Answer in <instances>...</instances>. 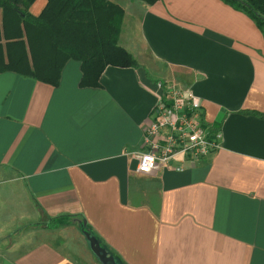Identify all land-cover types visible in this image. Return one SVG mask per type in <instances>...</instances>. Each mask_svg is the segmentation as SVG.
Segmentation results:
<instances>
[{
	"label": "crops",
	"instance_id": "0c3cea01",
	"mask_svg": "<svg viewBox=\"0 0 264 264\" xmlns=\"http://www.w3.org/2000/svg\"><path fill=\"white\" fill-rule=\"evenodd\" d=\"M111 1L138 67L0 71V264H102L83 221L127 264H264V32L224 0ZM159 80L200 97L221 146L145 173Z\"/></svg>",
	"mask_w": 264,
	"mask_h": 264
},
{
	"label": "trees",
	"instance_id": "16d2710c",
	"mask_svg": "<svg viewBox=\"0 0 264 264\" xmlns=\"http://www.w3.org/2000/svg\"><path fill=\"white\" fill-rule=\"evenodd\" d=\"M32 1L0 0V71L12 70L57 85L64 63L73 58L80 62L79 84L98 86L107 65H140L117 42L124 12L119 4L111 0H47L41 11L33 14L29 11ZM143 1L152 4L156 0ZM224 1L246 12L264 32V0ZM203 123L211 130L220 126L205 119ZM85 228L98 237L117 263L127 264L88 223Z\"/></svg>",
	"mask_w": 264,
	"mask_h": 264
},
{
	"label": "built area",
	"instance_id": "2783aa9c",
	"mask_svg": "<svg viewBox=\"0 0 264 264\" xmlns=\"http://www.w3.org/2000/svg\"><path fill=\"white\" fill-rule=\"evenodd\" d=\"M162 92L150 110L144 128V147L137 153L136 169L151 172L180 155L197 160L221 146V131L204 124L201 99L189 88L159 80ZM182 169V164L174 165Z\"/></svg>",
	"mask_w": 264,
	"mask_h": 264
},
{
	"label": "water",
	"instance_id": "95a60500",
	"mask_svg": "<svg viewBox=\"0 0 264 264\" xmlns=\"http://www.w3.org/2000/svg\"><path fill=\"white\" fill-rule=\"evenodd\" d=\"M84 225L85 222L83 221L82 222L83 227L81 228V231L88 240L91 250L98 257L99 261L102 264H122V263H117L114 255L109 253L106 247L100 243L98 237L94 234H91L90 231L87 230Z\"/></svg>",
	"mask_w": 264,
	"mask_h": 264
},
{
	"label": "rangeland",
	"instance_id": "374dc122",
	"mask_svg": "<svg viewBox=\"0 0 264 264\" xmlns=\"http://www.w3.org/2000/svg\"><path fill=\"white\" fill-rule=\"evenodd\" d=\"M7 244H8V243L2 244V246H3V247H4V246H7Z\"/></svg>",
	"mask_w": 264,
	"mask_h": 264
}]
</instances>
